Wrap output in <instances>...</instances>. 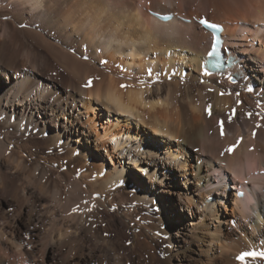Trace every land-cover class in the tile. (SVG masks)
<instances>
[{"label": "bare ground", "instance_id": "bare-ground-1", "mask_svg": "<svg viewBox=\"0 0 264 264\" xmlns=\"http://www.w3.org/2000/svg\"><path fill=\"white\" fill-rule=\"evenodd\" d=\"M0 116V264H264V0H0Z\"/></svg>", "mask_w": 264, "mask_h": 264}, {"label": "snow or ice", "instance_id": "snow-or-ice-1", "mask_svg": "<svg viewBox=\"0 0 264 264\" xmlns=\"http://www.w3.org/2000/svg\"><path fill=\"white\" fill-rule=\"evenodd\" d=\"M200 23L203 24L204 26H206L207 28H211V29H218L220 27L216 23H209V21L207 19L201 20ZM211 49L212 50L207 53L209 56L213 55V53L216 51V45H215V43H213L211 45ZM84 59H87V57H84ZM208 74L209 73L205 72V75H208ZM149 75H151V71H149ZM88 84L90 85L91 84V81H88ZM247 90L249 92H251L252 91V88L249 87ZM221 95H223V93H221ZM207 111H208V115L211 116L212 115L211 106H209V108H208ZM233 115H235V111H233ZM249 115H251V114H249ZM2 119H4V118L2 116H0V120H2ZM224 123L225 122L223 120L220 121V134L222 136L224 135ZM253 135H255V133H253ZM235 147H236V145L233 144V145L229 146L228 148H226L225 151L231 153V152L234 151ZM223 154L224 153L222 152L221 155H223ZM85 203H87V202H85ZM78 210H79V206H77L76 208L73 209V211H78ZM9 211H11V209H9ZM89 211H91V209H89ZM105 235H107V233H105ZM158 235H159V233H158ZM128 243L131 244V241H128ZM256 255H257V253H254V252H252V253L244 252V253H242L237 258L240 259V260H244L245 257H248V256H256ZM259 255L264 256V253H260Z\"/></svg>", "mask_w": 264, "mask_h": 264}, {"label": "rangeland", "instance_id": "rangeland-1", "mask_svg": "<svg viewBox=\"0 0 264 264\" xmlns=\"http://www.w3.org/2000/svg\"><path fill=\"white\" fill-rule=\"evenodd\" d=\"M172 180L176 181V177L174 179H172ZM161 211L164 212L163 208H161ZM169 212L172 215V217H176L179 214V211H178V209L176 207H172V209ZM184 230H185L184 228L183 229H180V232L179 233L180 234H183V231ZM176 232H178V231H176Z\"/></svg>", "mask_w": 264, "mask_h": 264}]
</instances>
